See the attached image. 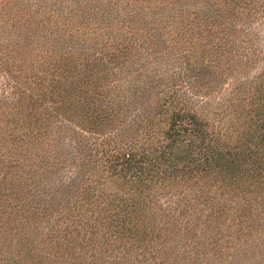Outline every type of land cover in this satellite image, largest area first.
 <instances>
[{
    "label": "trees",
    "instance_id": "16d2710c",
    "mask_svg": "<svg viewBox=\"0 0 264 264\" xmlns=\"http://www.w3.org/2000/svg\"><path fill=\"white\" fill-rule=\"evenodd\" d=\"M0 264H264V0H0Z\"/></svg>",
    "mask_w": 264,
    "mask_h": 264
},
{
    "label": "rangeland",
    "instance_id": "374dc122",
    "mask_svg": "<svg viewBox=\"0 0 264 264\" xmlns=\"http://www.w3.org/2000/svg\"><path fill=\"white\" fill-rule=\"evenodd\" d=\"M6 80L7 78L5 76L0 77L1 88L7 91L9 88L5 85Z\"/></svg>",
    "mask_w": 264,
    "mask_h": 264
}]
</instances>
